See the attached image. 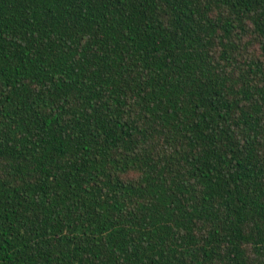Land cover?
I'll return each instance as SVG.
<instances>
[{
    "label": "trees",
    "instance_id": "1",
    "mask_svg": "<svg viewBox=\"0 0 264 264\" xmlns=\"http://www.w3.org/2000/svg\"><path fill=\"white\" fill-rule=\"evenodd\" d=\"M0 264H264V0H0Z\"/></svg>",
    "mask_w": 264,
    "mask_h": 264
}]
</instances>
